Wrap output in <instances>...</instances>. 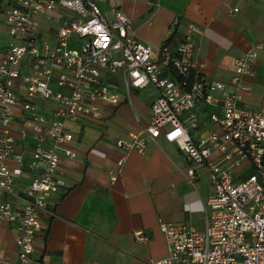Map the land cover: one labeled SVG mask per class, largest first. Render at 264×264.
Segmentation results:
<instances>
[{
    "label": "built area",
    "instance_id": "obj_1",
    "mask_svg": "<svg viewBox=\"0 0 264 264\" xmlns=\"http://www.w3.org/2000/svg\"><path fill=\"white\" fill-rule=\"evenodd\" d=\"M0 31L13 41L0 59V194L10 192L22 169L31 172L21 210L0 202V226L16 231V261L9 264H39L33 242L44 229L40 214L65 187L58 149L67 160L75 159L65 147L72 139L69 125L80 118L102 119L100 105L115 107L124 100L132 109L131 92L147 88L157 91L148 126L116 141L117 174L128 154L142 155L146 142L156 144L162 136L189 161L182 176L190 187L207 172L210 195L203 228L159 223L167 254L144 264H264V114L240 106L241 79L254 75L264 43L233 60L228 90L221 82L206 83L194 70L192 25L177 44L153 49L137 39L119 10L104 17L96 0H0ZM79 40L83 43L73 48ZM39 104L49 105V118L38 112ZM199 104L219 108L209 117L219 132L193 139L189 130L196 127ZM15 110L34 142L26 163L14 152ZM12 159L21 170L9 169ZM244 163L251 172L237 177L235 170ZM134 237L148 241L140 232Z\"/></svg>",
    "mask_w": 264,
    "mask_h": 264
},
{
    "label": "crops",
    "instance_id": "obj_2",
    "mask_svg": "<svg viewBox=\"0 0 264 264\" xmlns=\"http://www.w3.org/2000/svg\"><path fill=\"white\" fill-rule=\"evenodd\" d=\"M106 18L119 10L131 23L138 40L156 49L171 38L177 44L187 25L194 34V70L206 82H221L231 90L232 62L254 46L264 43V0H96ZM6 46H0V59ZM252 77L241 79L240 106L264 114V52L253 63ZM150 88L132 92V106L124 100L118 106L100 105L103 115L80 118L69 125L72 139L65 146L75 153L69 161L58 149V172L65 187L53 195L40 214L43 231L35 236L33 258L39 264H144L167 254L159 223L184 224L202 229L205 203L210 195L205 170L193 187L182 174L190 165L174 144L159 137L156 144L146 142L142 155L132 152L117 174L121 152L116 141L142 132L150 118V104L157 91ZM148 91L149 93H141ZM139 95L141 97H139ZM138 110V114L135 112ZM38 112L50 116L47 104ZM196 127L189 130L193 139L219 132L209 117L219 108L196 105ZM135 115L139 122L134 119ZM14 152L23 163L30 159L34 146L27 121L15 110L11 122ZM50 147L49 142L44 143ZM10 170L21 168L12 159ZM248 164L240 165L236 176L249 174ZM111 175L116 176L111 181ZM31 172L22 169L14 178L10 192L0 194L15 211L25 202ZM147 236L138 243L135 233ZM14 226H0V264L16 261Z\"/></svg>",
    "mask_w": 264,
    "mask_h": 264
},
{
    "label": "rangeland",
    "instance_id": "obj_3",
    "mask_svg": "<svg viewBox=\"0 0 264 264\" xmlns=\"http://www.w3.org/2000/svg\"><path fill=\"white\" fill-rule=\"evenodd\" d=\"M11 42H13L11 40V38L4 31H0V46H2V45L7 46ZM82 43H83V40L76 41L73 45V48L80 46ZM149 90L155 91V89H153V88H150ZM141 93L143 94V93H149V92L148 91H142V92H140V94ZM133 95L134 94L131 92V99L133 98ZM139 97H141V96L139 95ZM126 106L128 108H130V106L128 104H126ZM132 108H133V106H132ZM134 109H135V112L137 113V115L139 116L137 108L134 107Z\"/></svg>",
    "mask_w": 264,
    "mask_h": 264
},
{
    "label": "trees",
    "instance_id": "obj_4",
    "mask_svg": "<svg viewBox=\"0 0 264 264\" xmlns=\"http://www.w3.org/2000/svg\"><path fill=\"white\" fill-rule=\"evenodd\" d=\"M163 44L166 45V46H173V45L171 44V38H168L167 40H165V41L163 42ZM173 77H174V78H177V77H175V75H173Z\"/></svg>",
    "mask_w": 264,
    "mask_h": 264
}]
</instances>
